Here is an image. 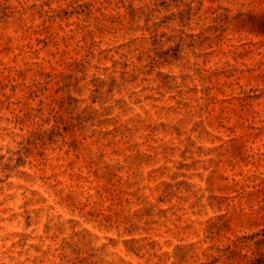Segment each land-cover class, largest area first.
<instances>
[{"label": "rangeland", "instance_id": "rangeland-1", "mask_svg": "<svg viewBox=\"0 0 264 264\" xmlns=\"http://www.w3.org/2000/svg\"><path fill=\"white\" fill-rule=\"evenodd\" d=\"M264 254V0H0V264Z\"/></svg>", "mask_w": 264, "mask_h": 264}, {"label": "trees", "instance_id": "trees-1", "mask_svg": "<svg viewBox=\"0 0 264 264\" xmlns=\"http://www.w3.org/2000/svg\"><path fill=\"white\" fill-rule=\"evenodd\" d=\"M253 264H264V254H262L260 257H257Z\"/></svg>", "mask_w": 264, "mask_h": 264}]
</instances>
